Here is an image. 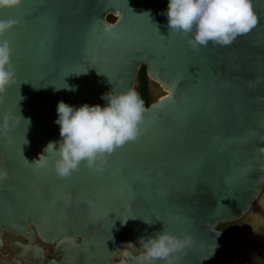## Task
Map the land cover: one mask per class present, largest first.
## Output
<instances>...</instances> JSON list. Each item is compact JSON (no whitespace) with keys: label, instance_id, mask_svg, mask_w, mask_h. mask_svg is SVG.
I'll return each instance as SVG.
<instances>
[{"label":"water","instance_id":"1","mask_svg":"<svg viewBox=\"0 0 264 264\" xmlns=\"http://www.w3.org/2000/svg\"><path fill=\"white\" fill-rule=\"evenodd\" d=\"M251 4L253 29L197 49L168 32L167 0L0 8L14 20L4 38L15 70L0 90V114H13L0 133V247L4 235L35 232L59 240L62 264H137L138 239L164 228L191 236L172 264H226L231 241L216 226L247 213L264 183V0ZM140 66L150 83L142 138L106 154L99 170L82 162L58 177L43 156L60 138L57 101L103 107L102 93L137 91ZM127 244L126 259L113 263Z\"/></svg>","mask_w":264,"mask_h":264},{"label":"clouds","instance_id":"2","mask_svg":"<svg viewBox=\"0 0 264 264\" xmlns=\"http://www.w3.org/2000/svg\"><path fill=\"white\" fill-rule=\"evenodd\" d=\"M16 3L17 0H0V8H9ZM143 13L149 17V12ZM160 14L166 18L168 32L186 36L193 49L206 46L209 42L228 45L238 35L247 33L256 22L251 0H167L166 8ZM13 23L12 19L0 18V90L7 83L14 82L10 45L4 38V33ZM63 88L75 91V86L65 84ZM100 99L105 102L103 107L99 104L81 103L77 106L57 101L54 123L58 125L60 138L45 145L43 153L46 155L43 156L51 155L52 170L58 177L70 176L82 162L99 170L106 154L137 137L144 102L135 88L112 89L102 93ZM12 115L0 114V133L9 127ZM24 120L29 123L28 119ZM4 176L5 173L0 170V179ZM127 219L120 220L121 225ZM142 220L149 225L153 222L151 219ZM191 242L189 234L177 236L163 228L138 239L137 264H155L157 260L172 264V256L190 247Z\"/></svg>","mask_w":264,"mask_h":264},{"label":"flooded vegetation","instance_id":"3","mask_svg":"<svg viewBox=\"0 0 264 264\" xmlns=\"http://www.w3.org/2000/svg\"><path fill=\"white\" fill-rule=\"evenodd\" d=\"M259 196L243 216L216 226L231 241L232 249L226 264H264V198L260 199ZM237 239L240 241L238 249ZM78 240L81 241L79 237ZM59 246V240L46 242L35 232L30 240L20 235H4L0 247V264H62L64 254ZM130 250L127 244L112 257V262L126 259L124 253Z\"/></svg>","mask_w":264,"mask_h":264},{"label":"trees","instance_id":"4","mask_svg":"<svg viewBox=\"0 0 264 264\" xmlns=\"http://www.w3.org/2000/svg\"><path fill=\"white\" fill-rule=\"evenodd\" d=\"M111 16L107 15L106 20H110ZM137 82H138V94L144 102V106L148 104V94H147V87H146V77L144 72V67L140 66L137 72Z\"/></svg>","mask_w":264,"mask_h":264},{"label":"snow or ice","instance_id":"5","mask_svg":"<svg viewBox=\"0 0 264 264\" xmlns=\"http://www.w3.org/2000/svg\"><path fill=\"white\" fill-rule=\"evenodd\" d=\"M46 2H48V0H40V3H46ZM20 3H21V0H17V3L13 6V8L18 7V6L20 5ZM257 23H258V19H257V17H256V22H255V24L251 27V29H253V28L257 25ZM251 29H250V30H251ZM250 30H249V31H250ZM249 31H248V32H249ZM248 32H247V33H248ZM87 67H89V66L87 65V63H85V70H87ZM166 99H167V98H163L162 101H164V100H166ZM141 123H143V121H141ZM142 135H143L142 132H138V135H137L136 138H134L133 140L127 141V142H125L124 144L118 146L117 148H115V149H114L111 153H109L108 155H109V156L112 155L115 151H117V150L120 149V148L125 147L127 144H133V143H136L138 139L142 138ZM65 178H66V177H65Z\"/></svg>","mask_w":264,"mask_h":264},{"label":"rangeland","instance_id":"6","mask_svg":"<svg viewBox=\"0 0 264 264\" xmlns=\"http://www.w3.org/2000/svg\"><path fill=\"white\" fill-rule=\"evenodd\" d=\"M110 21V20H108ZM146 85H147V94H148V101L150 100V93H149V87H150V83H149V80L146 78ZM136 89H137V92H138V82L136 84ZM260 199H263L264 198V185H263V188H262V191L260 193V196H259ZM254 212V211H252ZM251 213V212H250ZM250 213H248L250 215ZM252 215H254V213H252ZM251 216V215H250ZM248 218V217H246ZM245 219V218H244ZM246 220V219H245ZM249 220H252L251 218H249ZM247 227V226H246ZM239 243L240 241L237 239V249H238V246H239Z\"/></svg>","mask_w":264,"mask_h":264}]
</instances>
